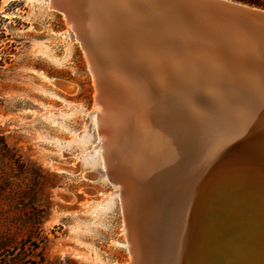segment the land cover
<instances>
[{
  "label": "bare ground",
  "instance_id": "bare-ground-1",
  "mask_svg": "<svg viewBox=\"0 0 264 264\" xmlns=\"http://www.w3.org/2000/svg\"><path fill=\"white\" fill-rule=\"evenodd\" d=\"M86 13L85 33L127 19L103 14L97 24ZM175 21L199 49L182 45L147 65L93 60L74 38L92 77L106 145L99 158L118 191L127 264H264V37Z\"/></svg>",
  "mask_w": 264,
  "mask_h": 264
},
{
  "label": "rangeland",
  "instance_id": "rangeland-1",
  "mask_svg": "<svg viewBox=\"0 0 264 264\" xmlns=\"http://www.w3.org/2000/svg\"><path fill=\"white\" fill-rule=\"evenodd\" d=\"M94 116L63 17L45 0H0V264L129 262Z\"/></svg>",
  "mask_w": 264,
  "mask_h": 264
},
{
  "label": "water",
  "instance_id": "water-1",
  "mask_svg": "<svg viewBox=\"0 0 264 264\" xmlns=\"http://www.w3.org/2000/svg\"><path fill=\"white\" fill-rule=\"evenodd\" d=\"M46 1L49 11L65 18L66 26L81 44L83 52L88 56L91 54L93 60L95 54L124 55L130 61L134 59L137 64L147 65L145 57L180 54L183 53L182 45H189V51H197L199 48L184 39V34L176 24L175 18H182L189 24L198 21L201 24H218L221 29L232 27L233 35L238 34L239 37L251 39L264 37V10L233 0ZM88 10L94 15L97 24L103 14L125 15L126 23H120L115 29L108 27L110 31L100 24L94 27V33H85L83 25ZM159 17L167 19L163 27L152 20ZM220 31L217 29L212 33H216L215 35L219 37ZM245 45L248 46V43ZM245 57L248 63L251 62L248 55ZM105 146L104 143L101 145L103 150ZM107 172L112 179L108 167ZM113 182L116 185L122 184L120 179Z\"/></svg>",
  "mask_w": 264,
  "mask_h": 264
},
{
  "label": "trees",
  "instance_id": "trees-1",
  "mask_svg": "<svg viewBox=\"0 0 264 264\" xmlns=\"http://www.w3.org/2000/svg\"><path fill=\"white\" fill-rule=\"evenodd\" d=\"M233 1L264 10V0H233Z\"/></svg>",
  "mask_w": 264,
  "mask_h": 264
}]
</instances>
